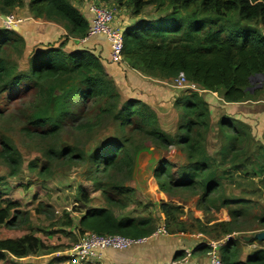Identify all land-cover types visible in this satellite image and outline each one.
<instances>
[{"label":"trees","instance_id":"trees-1","mask_svg":"<svg viewBox=\"0 0 264 264\" xmlns=\"http://www.w3.org/2000/svg\"><path fill=\"white\" fill-rule=\"evenodd\" d=\"M99 1L115 2L119 7L131 9L135 16H140L150 6L156 10L154 17L136 19L123 31V57L130 68L148 76L172 80L184 73L189 81L198 84L203 90L222 93L224 100L229 103H241L254 98L255 93L250 91L254 79L264 76V0ZM24 4L36 17L64 24L69 35L80 39L87 36L89 21L69 0H0V13L9 15ZM65 46L66 42H61L58 45L36 47L26 58L27 68L17 70L9 60V51H24L26 41L16 30L0 28V97L5 93L18 99L36 90L39 98L48 99V102L65 99L67 112L64 115L73 112L70 99L77 95L83 104L103 100L105 104L100 107V112L112 115L120 130L139 119L142 130L152 138L161 144L172 143L170 137L151 126L156 115L145 102L130 99L117 109L120 93L98 55L88 49L68 51ZM179 107L187 118L182 127L183 137H177L173 142L184 145L190 164L182 173L181 180L173 177L168 165L160 166L155 176L163 179L160 183L163 192L173 188L199 189L203 199L208 201L222 189L223 180L229 172H221L218 166L212 165L213 160L204 153L200 140L194 136L197 126H207L205 100L199 94H191L179 101ZM31 123L44 126L47 118L40 114L33 117ZM225 123L223 125L227 126ZM61 126L62 121L57 120L42 135H54ZM120 137L125 138L126 135L121 134ZM128 143L127 138L116 140L104 150H98L92 159L96 171L108 175L114 170L121 171L129 167L132 164V148H128ZM237 151V145L231 143L224 152V158L234 154L233 163L239 154ZM47 155L50 159L66 156L72 160L83 159V155H76L70 147L60 153L50 149ZM1 156L13 165L11 175H16L21 165L19 153L5 146ZM249 165L253 168L252 172H248ZM232 167L234 173H244L248 182L254 181L255 177L264 174V155H260L256 164H251L247 159L245 164L235 163ZM49 171L50 167L44 166L42 174ZM112 188L122 196L131 192L124 186L115 185ZM103 194L109 205L126 208L124 199L110 194L106 189ZM79 196L83 203L92 201L87 190L80 189ZM248 203L251 200L237 198L225 199L223 205L228 207L233 223H239L241 218L249 215ZM236 204L239 208L232 209ZM19 207L18 201L0 190V226L17 227L20 222ZM160 208L172 221L182 211L180 206L164 202ZM257 221L259 226L264 227V217L257 218ZM60 225L72 226L82 234L93 232L135 238L149 237L154 229L150 218L115 217L109 208L88 209L79 217L77 226L71 214H65ZM200 249L207 250L206 246ZM38 253L49 254L50 250L34 234L0 238V262L7 260L9 255L24 258ZM220 253L224 264H264V249L253 251L242 260L237 245L230 242L220 247ZM178 258L179 253L174 259ZM67 259L69 257L60 260Z\"/></svg>","mask_w":264,"mask_h":264},{"label":"rangeland","instance_id":"rangeland-1","mask_svg":"<svg viewBox=\"0 0 264 264\" xmlns=\"http://www.w3.org/2000/svg\"><path fill=\"white\" fill-rule=\"evenodd\" d=\"M69 1L83 14L91 2H100ZM100 3L113 10L116 26L127 27L123 25L133 24L139 18L149 19L156 15V10L152 6L147 7L140 16H135L131 9L119 7L115 2ZM60 25L66 32L68 31L64 24ZM3 27L0 19V28ZM15 29H18V26ZM68 38L78 39L74 35L69 37L65 35L62 42L67 44ZM28 45H32L31 40L26 41L24 51H9V60L17 70L27 68L26 58L36 47L28 50ZM65 48L67 49L66 46ZM119 65L124 69L121 64ZM123 65L127 67L125 63ZM108 75L120 93L117 109L130 99L145 102L156 115V120L151 126L170 137L172 143L161 144L152 138L142 130L139 119H135L132 125L120 130L117 120L112 115L100 112V107L105 104L103 100L83 104L77 95L70 99L73 112L64 115L67 111L63 98L54 100L53 103L48 102V99L39 98L36 90L18 99L10 94H2L0 190L6 191L9 198L20 203V222L14 228L1 225L0 238H18L34 234L43 240L50 253L47 255L38 253L24 258L9 255L8 259L0 264H72L71 252L86 233H79L72 226H61L60 221L64 220L65 214H71L74 224L77 225L78 218L91 208H109L115 217L150 218L153 232L165 224L167 236L194 235L196 239L205 242L202 246H206V252L209 249L207 244L212 241L219 242L221 246L230 242L235 243L242 260H245L247 254L264 249V243L254 237L258 232L264 231V227L259 226L257 221V218L264 217V174L248 182L244 173H234L232 167L235 163L245 164L247 159L251 164L258 162L260 155H264V134L263 136L253 134L251 127L245 128L238 120H234L232 115L228 114V111L235 109L231 105L224 103L222 106H215L216 103L213 102H217V99L214 97L215 100L211 102V92L181 87L174 79H166L168 82L165 85L161 82L156 83L159 77L145 81L150 84L156 83L161 87V92L145 91L142 86L120 83L109 73ZM141 75L148 78L144 74ZM253 83L251 88L255 96L252 100L258 97L264 99V78L260 77ZM191 94H199L207 103L208 109L207 126H197L194 136L200 140L204 153L213 160L212 165L218 166L221 172L223 170L229 172L223 180L222 189L208 201L203 199V193L199 189L173 188L163 192L160 188L163 179L155 176L160 166L168 165L173 177L181 180L182 173L190 164L184 145L174 143L173 140L183 137L182 127L187 118L179 107V101ZM40 114L47 118L46 125H33L31 119ZM57 120L62 121L59 131L51 136L42 135L47 133ZM225 122L227 126L223 125ZM121 134H125V138L129 139L127 146L132 148L130 151L132 164L121 171L114 170L108 175L97 172L95 161L92 160L97 151L104 150L116 140H124L125 138L120 137ZM231 143L237 145L239 153L233 163L234 154L224 158V152ZM5 146L12 147L21 156V165L16 175H11L13 165L1 156ZM67 147L72 148L76 155H83V159L72 160L69 156L50 159L47 155L50 149L60 153ZM44 166L50 167L49 173L42 174ZM247 169L248 172L253 171L251 165ZM260 184L263 189L260 188ZM115 185L129 188L131 192L122 196L112 188ZM80 189L89 192L92 200L90 203H83L79 196ZM104 189L124 199L126 208L109 205L103 194ZM237 198L251 200V203L247 204L249 215L241 218L239 223H233L229 209L223 203L225 199ZM162 202L181 207L182 211L176 220L167 219L160 208ZM231 208L236 209L239 206L236 204ZM63 257L69 259L61 261Z\"/></svg>","mask_w":264,"mask_h":264},{"label":"crops","instance_id":"crops-1","mask_svg":"<svg viewBox=\"0 0 264 264\" xmlns=\"http://www.w3.org/2000/svg\"><path fill=\"white\" fill-rule=\"evenodd\" d=\"M12 14L21 20L18 29H15L26 41L31 40L32 45H28V50H32L33 46L40 47L48 44L58 45L65 39V35L69 37L66 29L62 28L59 22L46 20L44 18L36 17L32 14L27 5L17 7ZM84 16L88 19L90 17L89 6L85 8ZM136 21V20H135ZM134 21V22H135ZM127 24L123 26H130ZM122 25H120L121 27ZM126 28V27H124ZM66 47L68 51L75 49H88L98 55L106 67L108 73L118 82L127 83L129 85H138L147 90H157L161 92V87L156 83L168 82L166 79L158 78V82L150 84L151 79H156L153 76L142 77L141 72H138L123 61L120 67L119 64H112L109 60L110 44L105 36L98 35L90 37L85 42L80 38H68ZM28 44V43H27ZM35 47V48H36ZM126 64L127 67L123 64ZM127 75V78H126ZM145 75V74H144ZM146 80V81H145ZM170 80V79H168ZM130 81V82H128ZM206 91L207 93L210 91ZM205 92V93H206ZM211 102H217L215 106L222 104L231 105L234 110L228 111V114L234 120H238L245 128L251 127L253 134H264V99L255 98L241 103H229L223 98L222 93L211 92ZM221 103V104H220ZM224 119V118H223ZM235 130L237 129L234 127ZM79 220V218H78ZM78 225V224H77ZM75 225V226H77ZM182 235H184L182 233ZM260 242V241H259ZM205 242L196 239L194 235L180 234L149 236L148 240L141 245L132 246L125 250L107 249L102 252V256L94 264H209L207 252L201 250ZM264 243V242H263ZM179 253V258L174 259L175 255ZM47 255V254H42ZM248 255V254H247ZM246 255V256H247Z\"/></svg>","mask_w":264,"mask_h":264},{"label":"built area","instance_id":"built-area-1","mask_svg":"<svg viewBox=\"0 0 264 264\" xmlns=\"http://www.w3.org/2000/svg\"><path fill=\"white\" fill-rule=\"evenodd\" d=\"M89 28L87 36L82 38V41L88 40L90 37L102 35L105 36L110 44L109 59L114 64H121L124 61L123 47H124V27L116 26L114 24V12L106 4L100 2H91L89 4ZM5 16V17H4ZM6 29H15L21 20L14 14L5 15L0 13ZM175 82L181 87H187L190 90L203 89L196 83L189 81L184 73H180L176 77ZM153 236L168 235L166 225L162 224L156 231L152 233ZM149 237H128L118 234H97L87 232L79 244H77L72 252L70 261L72 264L95 263L102 256V252L107 249L125 250L132 246L144 244ZM207 256L209 264H224L221 258L219 242H210Z\"/></svg>","mask_w":264,"mask_h":264},{"label":"water","instance_id":"water-1","mask_svg":"<svg viewBox=\"0 0 264 264\" xmlns=\"http://www.w3.org/2000/svg\"><path fill=\"white\" fill-rule=\"evenodd\" d=\"M5 17V16H4ZM261 78H264V76H261ZM258 78H255L254 79V81H256ZM250 91L251 92H253V89L252 88H250ZM255 239L256 240H258V241H260V242H264V231H260V232H258L257 234H255ZM249 238L247 237V240H248Z\"/></svg>","mask_w":264,"mask_h":264},{"label":"flooded vegetation","instance_id":"flooded-vegetation-1","mask_svg":"<svg viewBox=\"0 0 264 264\" xmlns=\"http://www.w3.org/2000/svg\"><path fill=\"white\" fill-rule=\"evenodd\" d=\"M257 81V80H256Z\"/></svg>","mask_w":264,"mask_h":264}]
</instances>
